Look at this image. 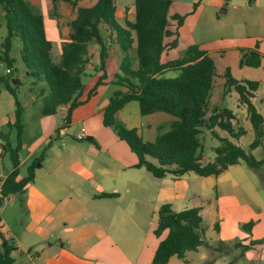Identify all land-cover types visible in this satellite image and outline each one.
Listing matches in <instances>:
<instances>
[{"label": "crops", "instance_id": "0c3cea01", "mask_svg": "<svg viewBox=\"0 0 264 264\" xmlns=\"http://www.w3.org/2000/svg\"><path fill=\"white\" fill-rule=\"evenodd\" d=\"M28 1L35 9L44 6L50 10L53 19L58 18L53 29L56 35L60 32L65 40L63 44L70 37L68 24L76 20L78 7L90 8L98 2L79 1L74 10L76 14L68 17V11L54 12L56 7L59 10L73 8L63 0L54 3L52 0ZM92 1V5H87ZM117 3L118 0V23L124 26L126 20L135 22V0H128L124 9ZM118 13H122L121 17ZM174 15L184 17L182 26L178 27ZM169 16V30L173 35L166 42L177 38L179 45L167 49L161 62L180 59L190 46H199L213 58L216 77L210 109L218 107L232 111L236 117L234 128H243L246 134L235 139L219 128L214 131L244 149L240 141L254 129L247 106L240 102L234 88L228 90L225 74L229 70L238 81L259 84L252 103L264 118V0H191L186 5L172 0ZM4 25L2 20L0 27ZM4 32L1 28L0 43L7 35L3 36ZM107 45L106 72L99 69L100 48L97 53L90 51L93 59L85 72L92 80V88L89 91L84 88L81 96L84 103L73 110L70 122L66 123L69 105L62 106L56 114L41 115L38 119L44 130L35 144L23 141L19 180L27 175L23 174V168L28 170L30 163L49 143L51 147L24 194H13L0 207V234L16 247L12 253L14 264H154L156 251L169 234L168 230L160 237L155 234L159 211L167 204L178 213L199 209L206 229L204 239L211 245L221 242L229 247L235 243L252 246L264 239V175L260 173L264 165L255 170L242 162L218 176L200 177L189 172L182 177L168 175L161 179L145 168L137 167L138 156L113 128L103 123L104 111L110 102V98H105L109 92L106 88L115 82L126 56L116 44ZM250 51L260 55V67L244 64ZM134 66H137L135 60ZM0 68L3 70L0 75L4 76L8 67L0 61ZM175 73L168 72L166 76L175 77L178 75ZM105 74L103 84L88 100L90 92ZM2 97L0 90V131L7 134L6 127L11 128L16 121V103L13 96V103L6 99L9 108L4 112ZM116 119L127 129L136 130L148 143H155L160 128L165 131L176 121L174 116L164 112L143 115L135 102L120 110ZM83 127L87 129L88 137L78 141L75 134ZM27 132L24 124L22 138ZM204 132L212 135L208 130L204 129ZM11 137V143L16 145ZM255 138L254 132L250 145ZM5 144L6 141L0 138V196H3L4 181L14 169L9 154L4 151ZM262 148L264 142L252 152L258 161L264 160V156H258ZM215 157L207 159L203 150L200 163L207 165L214 162ZM250 222H255L254 227L251 231L244 230L242 226ZM2 241L0 235V245ZM204 248L187 252L183 260L172 257L168 264H207L212 254H215L214 264H228L241 255L240 248L226 249L225 253ZM237 264H264V244L252 246Z\"/></svg>", "mask_w": 264, "mask_h": 264}, {"label": "trees", "instance_id": "16d2710c", "mask_svg": "<svg viewBox=\"0 0 264 264\" xmlns=\"http://www.w3.org/2000/svg\"><path fill=\"white\" fill-rule=\"evenodd\" d=\"M71 2L75 7L77 2ZM54 3L55 0H52ZM172 0H135L136 20L125 25L116 18V0H98L90 8H79L76 20L72 23L70 40L62 47V59L54 63L51 58L52 42L47 38L44 19L35 12L28 0H0V22L5 21L7 35L0 43V61L11 69L10 74L0 75V87L5 88L15 99L16 145L9 136L0 131V138L6 141L4 151L9 154L13 171L2 186L3 198L13 194H24L25 188L35 179L36 170L43 166L51 143L36 157L27 170V175L19 180L20 153L23 147V116L25 108L18 96L22 81L16 73L17 60L12 57L15 40L22 43L19 52L22 69L29 78L45 83L40 98L42 116H51L62 106L69 105L66 123L70 122L71 113L82 105V92L85 88L84 77L90 62V46L96 43L100 48V67L106 72L108 58L107 44H116L126 54L119 66L114 85L117 90L104 111V125L113 128L118 137L126 142L138 156V168H145L156 178L168 175L182 177L193 172L200 177L218 176L230 166L245 163L258 170L264 160L258 161L252 154L264 142V118L252 103L259 84L252 81H238L229 70L226 71L228 90L234 88L239 94L240 102L247 106L250 121L256 138L249 151L235 145L226 138H221L215 128L227 132L232 138L239 139L246 134L243 128L236 130L232 111L227 108L210 109V98L216 77V65L208 53L199 46H190L180 59L162 63V55L167 49H175L178 39L167 43L173 33L170 27V9ZM178 27L183 25L184 17L174 15ZM135 50L133 55L130 52ZM134 60L137 66H134ZM244 64L258 68L261 57L256 51H250ZM168 72L178 73L167 77ZM98 81L89 94L93 97L103 84ZM138 104L143 115L164 112L176 118L168 131L159 129L155 143L144 141L134 129H127L116 119L117 113L127 104ZM211 113V115H209ZM208 130L216 137L220 145L215 148V160L207 165L200 163L204 150L201 135ZM113 197V195H105ZM255 222L243 225L251 231ZM169 234L163 240L154 257V264H168L172 257L185 259L186 253L205 247L210 251L225 253L226 249L240 248L241 255L228 264H237L252 246L264 244V239L242 246L235 243L229 247L225 243L209 244L205 239V226L199 209L175 212L171 205L161 207L159 222L155 234L160 237L164 231ZM0 245V264H14L12 253L16 250L13 242L7 241L2 234Z\"/></svg>", "mask_w": 264, "mask_h": 264}, {"label": "rangeland", "instance_id": "374dc122", "mask_svg": "<svg viewBox=\"0 0 264 264\" xmlns=\"http://www.w3.org/2000/svg\"><path fill=\"white\" fill-rule=\"evenodd\" d=\"M68 4H70L69 6H73L71 2L65 1ZM76 1L77 2V6H73V8H70L68 10H62V9H58L57 7L55 8L54 12H59L60 14H63V12L65 13L66 11H68V17H71L72 15L78 13L75 10L76 7L79 6V1H83V0H73V2ZM117 1V0H116ZM184 3V5H186V2H190L191 0H178ZM56 2V0H55ZM128 2V0H118V7L124 9L125 3ZM94 2H90L87 5H92ZM32 6V5H31ZM81 7H78V9ZM33 9L35 10V12H37L38 14L42 15L43 19H44V24L46 26V34H48L47 38L52 42V46L53 49L51 51V58L53 60L54 63H59L62 59V47H63V39L61 37L60 32H57V35L55 34V29H53V25L55 27L56 23L58 22V18L53 19L51 12L49 9L45 8L44 6L42 8H38L35 9V7H33ZM188 9V8H187ZM186 9V10H187ZM76 12V13H75ZM122 13H118V16L121 17ZM59 17V15H58ZM4 21V20H3ZM5 22V21H4ZM73 23V22H72ZM71 23V25H72ZM71 25L68 24V28L71 29L70 35L72 33V28ZM6 25H4L3 27H0L4 29V33L3 36H5L7 34V29L5 27ZM53 29V32H52ZM60 30V29H59ZM61 31V30H60ZM1 36V35H0ZM62 39V40H61ZM70 40V37L68 39V41ZM1 41V39H0ZM22 48V43L18 40H15V44H14V51H13V56L16 58L17 63L16 66L19 69V73H16L15 75L18 76L21 81H22V86L20 87V89L18 90V96L20 101L22 102V104L25 106V120L23 121L24 124L27 125V129L28 132L26 133V136L23 138L24 143H29L31 142V144H35V140L36 138H38L39 134L41 133L42 130H44V126L42 124L39 123L38 119L41 117V109H42V102H40V93L42 89H46V85L45 83L42 82H37L35 79L33 78H29L26 76L25 71L22 69V63L20 61V55L19 52ZM90 51L91 53H97V51H99V46L96 43H92L90 46ZM183 54V52H182ZM133 55V54H132ZM93 59V56H91L90 60ZM3 72V70L0 68V74ZM111 73V72H110ZM176 74V73H175ZM84 84H85V89L87 91L90 90V88H92V80L89 77L84 78ZM109 92L107 94V96L105 98H111L113 97L114 93L117 90H120L121 87L111 84L108 86ZM0 90H2L3 93V97H2V109L4 110V112H6L9 108L8 106V102H6V99H10L13 103V97L6 92L5 88L0 87ZM107 91V90H104ZM104 93L102 94V96H104ZM13 107V106H12ZM11 107V108H12ZM170 128L168 127L167 130L168 131ZM6 133L7 135H12V139L15 141L16 143V137H15V133H16V129L11 127H6ZM254 136V132H251V134H247L244 138H242V140L240 141L241 146L244 148L245 151H249V145L251 143V140L253 139ZM39 139V138H38ZM37 142V141H36ZM202 143H203V148H204V156L208 159V158H214L215 157V148H217L220 145V142L218 139H216L215 137H213L211 134L204 132L202 135ZM261 152L258 153L259 158H261L262 156H264V148H262L260 150ZM39 156V155H37ZM32 163V162H31ZM30 163V165H31ZM27 168H23V174L26 175L27 174ZM261 175H264V166L262 167V169L260 170ZM205 249V248H204ZM207 249V248H206ZM209 250V249H208ZM214 252V251H212ZM214 256L215 254H212L210 260H208L207 264H214Z\"/></svg>", "mask_w": 264, "mask_h": 264}, {"label": "built area", "instance_id": "2783aa9c", "mask_svg": "<svg viewBox=\"0 0 264 264\" xmlns=\"http://www.w3.org/2000/svg\"><path fill=\"white\" fill-rule=\"evenodd\" d=\"M10 73H11V69H10V68H6V72H5V74L7 75V74H10ZM87 137H88V134H87V129H86L85 127L81 128V129L75 134V138H76V140H78V141H83V140H85ZM11 196H12V195H10V196L4 198L5 201H6L8 198H10ZM1 198H3V196H0V200H1Z\"/></svg>", "mask_w": 264, "mask_h": 264}]
</instances>
